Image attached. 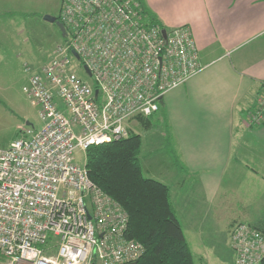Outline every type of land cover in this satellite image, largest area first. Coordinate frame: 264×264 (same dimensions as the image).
<instances>
[{
	"label": "built area",
	"instance_id": "2783aa9c",
	"mask_svg": "<svg viewBox=\"0 0 264 264\" xmlns=\"http://www.w3.org/2000/svg\"><path fill=\"white\" fill-rule=\"evenodd\" d=\"M59 16L66 41L24 88L42 126L0 146V264L137 261L144 247L125 236L127 213L75 152L125 138L138 116L157 113L201 70L198 48L189 26L152 24L140 0H62ZM262 84L255 124L264 121ZM231 242L234 264L264 258V232L248 223L233 226Z\"/></svg>",
	"mask_w": 264,
	"mask_h": 264
},
{
	"label": "crops",
	"instance_id": "0c3cea01",
	"mask_svg": "<svg viewBox=\"0 0 264 264\" xmlns=\"http://www.w3.org/2000/svg\"><path fill=\"white\" fill-rule=\"evenodd\" d=\"M144 1L166 27L189 26L201 66L185 84L167 92L160 106L177 147L174 165L184 174L172 183L157 178L167 177L166 172L151 176L169 186L182 228L177 213L184 219L190 213L195 217L189 205L198 207L200 199L206 217H216L218 210L211 208L224 203L232 218L230 228L247 222L264 232V121L250 120L263 90L264 0ZM249 172L255 175L252 187L259 194L256 199L243 194L235 199L233 194ZM185 183L194 187L196 197L182 191ZM199 221V227L205 224ZM194 261L197 264L195 257Z\"/></svg>",
	"mask_w": 264,
	"mask_h": 264
},
{
	"label": "rangeland",
	"instance_id": "374dc122",
	"mask_svg": "<svg viewBox=\"0 0 264 264\" xmlns=\"http://www.w3.org/2000/svg\"><path fill=\"white\" fill-rule=\"evenodd\" d=\"M61 2V0H0L1 147L8 146L20 136V129L23 126L34 125L36 128L42 126L39 107L28 97L24 88L28 85L33 72L52 58L57 45L66 41L59 27L45 19V15L58 16ZM79 72L84 74L82 70ZM150 121L148 127L137 121L131 123L133 131L142 136L140 160L143 172L146 176L157 177L158 172L163 171L168 173V176H160L158 179H165L167 183L175 182L184 173L179 174L178 165H174L177 147L171 137L172 128L164 109L151 116ZM75 159L77 163L84 164L86 162L84 150L78 148ZM180 165L183 167L182 163ZM185 185L186 183L183 184L182 191L187 192L188 196L196 197L194 187L190 184ZM252 186L256 187V179L255 175L249 172V177L242 179L237 193L233 194L234 198L237 199L238 195L243 194L256 199L259 191ZM219 199L226 203V197L221 195ZM202 202L200 199L196 202L198 207L189 205L195 212V217L191 213L189 215L188 211L185 213L188 214L186 219L183 214L177 213L196 263L234 264L235 253L231 242L234 225L230 228L229 221L232 218L227 216L225 204L221 203V207L217 205L216 208H211L212 212L217 209L218 213L216 217L209 218L200 210L204 207ZM220 212L225 216L219 215ZM199 218L205 223L201 227Z\"/></svg>",
	"mask_w": 264,
	"mask_h": 264
},
{
	"label": "trees",
	"instance_id": "16d2710c",
	"mask_svg": "<svg viewBox=\"0 0 264 264\" xmlns=\"http://www.w3.org/2000/svg\"><path fill=\"white\" fill-rule=\"evenodd\" d=\"M140 2L152 24L164 25L144 0ZM150 117L138 116L136 120L148 127ZM141 153L142 136L131 130L125 138L90 145L86 149L85 165L90 178L127 213L125 236L144 247L138 264H195L174 211L170 188L144 174ZM259 264H264V258Z\"/></svg>",
	"mask_w": 264,
	"mask_h": 264
},
{
	"label": "water",
	"instance_id": "95a60500",
	"mask_svg": "<svg viewBox=\"0 0 264 264\" xmlns=\"http://www.w3.org/2000/svg\"><path fill=\"white\" fill-rule=\"evenodd\" d=\"M45 19L48 20V21H51V22H54L58 27L59 29L61 30V32L63 33V35H67V30H66V27L64 25V23L57 17V16H53V15H45ZM163 33L165 34L166 33V30L164 29L163 30ZM77 56V52L73 51ZM87 72L90 73L88 67H85ZM29 124V122H28ZM91 217V215H90ZM92 264H96L95 262H93ZM123 264H138L137 261H133V262H127V263H123Z\"/></svg>",
	"mask_w": 264,
	"mask_h": 264
}]
</instances>
